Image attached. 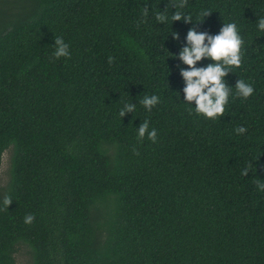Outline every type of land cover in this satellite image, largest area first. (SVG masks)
<instances>
[{
    "label": "trees",
    "instance_id": "16d2710c",
    "mask_svg": "<svg viewBox=\"0 0 264 264\" xmlns=\"http://www.w3.org/2000/svg\"><path fill=\"white\" fill-rule=\"evenodd\" d=\"M27 1H0V167L12 150L0 264H17L20 242L35 264H264V0ZM181 6L194 20L211 11L204 30L235 21L244 40L226 80L254 94L233 88L216 119L183 101L175 54L191 25L170 18ZM54 36L70 56L52 55ZM153 93L148 111L140 100ZM128 102L136 110L121 117ZM145 119L155 142L137 138Z\"/></svg>",
    "mask_w": 264,
    "mask_h": 264
},
{
    "label": "clouds",
    "instance_id": "9594fccd",
    "mask_svg": "<svg viewBox=\"0 0 264 264\" xmlns=\"http://www.w3.org/2000/svg\"><path fill=\"white\" fill-rule=\"evenodd\" d=\"M148 11V8L145 7V15ZM210 13L211 11L208 9H201L194 20L192 14L184 12L181 6L171 13L170 18L171 25L174 21H182L191 25L184 35L183 46L175 54V58L186 65V67L179 69V74L183 80V101L196 113L202 114L206 118L216 119L224 114L230 96H233V88L236 90L235 96L245 99L253 95L255 89L254 85L244 78H238L234 86L227 83L226 77L232 73L231 69L238 68L242 64L244 40L235 21H223L217 32L201 29L202 23ZM157 19L163 22L169 17L161 11L157 13ZM254 23L258 31L264 32V15H258ZM171 37L173 40L179 41L180 33L172 31ZM52 44L54 57L70 56L69 44L62 36H54ZM111 59L109 57L110 61ZM205 60L209 62L201 63ZM159 102L160 96L155 93L145 94L140 100V103L148 111H151ZM135 110L136 104L128 102L119 109V114L123 117L127 113L133 114ZM135 129L138 139L142 140L147 136L153 142L156 141L157 129L150 127L148 119L143 120ZM234 131L244 134L247 128L240 125ZM248 173V167H244L242 174L247 175ZM258 187L264 190V180H261ZM11 203V196H5L3 204L8 207ZM33 219L31 214L24 218L25 223H31Z\"/></svg>",
    "mask_w": 264,
    "mask_h": 264
},
{
    "label": "rangeland",
    "instance_id": "374dc122",
    "mask_svg": "<svg viewBox=\"0 0 264 264\" xmlns=\"http://www.w3.org/2000/svg\"><path fill=\"white\" fill-rule=\"evenodd\" d=\"M4 4L6 6L3 7L7 8L9 6V9L20 5H26L29 7L31 6V4L27 0H4ZM11 153L12 150L9 149L3 155L2 165L0 167V190L3 187L7 186L11 178ZM115 205L116 198L114 196L108 197L103 202V206L106 207V215L108 218H110L114 213ZM15 258L17 264H35L33 248L26 242H20L16 246Z\"/></svg>",
    "mask_w": 264,
    "mask_h": 264
}]
</instances>
